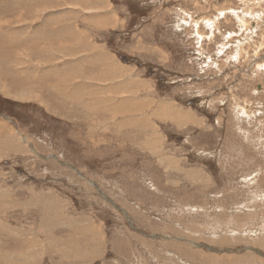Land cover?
<instances>
[{
	"label": "rangeland",
	"instance_id": "1",
	"mask_svg": "<svg viewBox=\"0 0 264 264\" xmlns=\"http://www.w3.org/2000/svg\"><path fill=\"white\" fill-rule=\"evenodd\" d=\"M0 29V264H264V0H0Z\"/></svg>",
	"mask_w": 264,
	"mask_h": 264
},
{
	"label": "bare ground",
	"instance_id": "2",
	"mask_svg": "<svg viewBox=\"0 0 264 264\" xmlns=\"http://www.w3.org/2000/svg\"><path fill=\"white\" fill-rule=\"evenodd\" d=\"M8 31H6V30H3V29H0V35H3V34H5V33H7ZM28 56H29V59L32 61V59H33V61H37V59H34V58H36V56H35V53H34V50H32V51H30V53L28 54ZM48 56L49 55H47L46 53H43V55H42V57L40 58V61L41 60H48ZM44 57H46V58H44ZM5 61V60H4ZM100 64V63H99ZM69 65V64H68ZM66 68V67H65ZM121 68V67H120ZM69 69V68H68ZM71 69V68H70ZM18 70V69H17ZM62 70V69H61ZM66 70V69H65ZM92 71H90V72H92V74H94L93 73V69H91ZM119 70V69H118ZM126 69H123V71H125ZM122 71V70H121ZM115 73V72H114ZM123 73V72H122ZM121 73V74H122ZM116 74H117V72H116ZM121 74H119V75H121ZM123 74H125V73H123ZM90 75V74H89ZM7 76L9 77V83H10V85L7 87V88H4V86H2V91H4V93L5 94H8V95H10V94H12L13 92H15V93H17L16 91H19L18 89L20 88V87H23V86H25V84L23 85V84H21L20 82L21 81H23V79H24V77H25V75H23L22 73H20V76H14L12 73H7ZM117 76H118V74H117ZM123 76H126V75H123ZM128 77V76H127ZM127 77L126 78H124L125 80H127ZM0 78L2 79L3 78V73H2V71H0ZM129 78H130V76H129ZM133 79V78H132ZM131 79V80H132ZM129 80V79H128ZM17 82V83H16ZM126 82V81H125ZM129 82V81H128ZM133 82H135V81H133ZM131 83V81L129 82V84ZM137 83V82H136ZM136 83H134L133 85H135ZM126 84V83H125ZM128 84V85H129ZM132 84V83H131ZM1 85V84H0ZM90 86L91 85H93V84H89ZM88 85V86H89ZM127 84L126 85H124V86H128ZM132 85V86H133ZM137 85V84H136ZM123 86V87H124ZM131 85H129V87L131 88L132 87ZM128 87V88H129ZM127 88V89H128ZM9 91H8V90ZM106 89V88H105ZM98 90V89H97ZM101 90V89H100ZM109 90V89H108ZM126 90V89H125ZM124 90V91H125ZM90 91V90H89ZM109 91H111V90H109ZM123 91V92H124ZM138 90H136V92H137ZM98 92V91H97ZM116 92H118V91H116ZM87 93H91V92H88V90L86 91V94ZM92 93H95V91L94 92H92ZM14 94V93H13ZM18 97L17 98H23L24 99V93H19L18 92ZM82 94V93H81ZM85 93L83 92V94H82V96H85L84 95ZM102 94H104V93H102ZM115 94V93H114ZM118 94V93H117ZM58 95H59V93H58ZM97 95H99V94H97ZM112 95V94H111ZM103 96V95H102ZM105 96V95H104ZM137 96V95H136ZM28 97H29V95H28ZM95 97H98V96H95ZM95 97H93V98H95ZM109 96H107L106 98H108ZM116 97V96H115ZM31 98V97H30ZM67 99H71V100H73L72 98H70V97H66ZM90 98H92V97H90ZM127 97H125V100L124 99H122L123 101L121 102V103H128L129 105H131L128 109L126 108V109H124V110H121V111H123L124 112V114H125V112H129V114L130 113H137V111H136V108H138V107H140V106H143V105H145V103H147L148 105H150L149 104V101H152V100H150V99H147V98H145V99H139V101H137L135 98L136 97H133L132 96V98H128V99H126ZM28 99V98H27ZM99 99H101V98H99ZM103 99V98H102ZM117 99V98H116ZM85 100H87V99H85ZM92 100V99H91ZM95 100V99H94ZM108 100V99H107ZM111 100V99H110ZM89 101V100H88ZM103 101V100H102ZM135 101V102H134ZM96 102V101H95ZM106 102V101H105ZM119 102V103H120ZM60 103V102H59ZM104 103V102H103ZM114 103H116V102H114ZM84 104V103H83ZM58 105H60V104H58ZM119 105V104H118ZM62 105H60V107H61ZM120 107V106H119ZM150 107V106H149ZM142 108V107H141ZM82 110H80V114H82L81 112H84L85 111V115L84 114H82V115H84V116H86V110H84V108H81ZM164 110V109H163ZM66 111V110H65ZM139 111H140V109H139ZM181 112V111H180ZM183 112V111H182ZM99 113H100V111H99ZM177 113H179V112H176V114ZM189 113V112H188ZM123 114V113H122ZM131 115V118H132V121H131V124H129V123H122L121 121V125H119L118 126V128H120V129H122V127H124L123 125H125V127H128V126H130V127H132V128H134V129H140V130H145L144 132H148V128L147 127H149V126H145V122L141 119V118H139L138 120H133V115L132 114H130ZM187 115L188 114H184V116H185V118H186V121H190V120H192V121H195L194 119H191V118H189V117H187ZM137 116V115H136ZM135 115H134V117H136ZM178 117H182L181 116V114L180 115H178ZM128 118V117H127ZM127 118H125L124 117V120H126ZM152 118V117H151ZM129 119V118H128ZM127 119V120H128ZM137 119V118H136ZM126 120V121H127ZM179 120V119H178ZM127 122H130V121H127ZM138 122H140V124H137ZM195 122H197V120L195 121ZM111 123V122H110ZM118 123V122H117ZM113 123H111V125H112ZM114 125V124H113ZM102 127V126H101ZM140 127H142V128H140ZM115 128H117V126L115 127ZM117 128V129H118ZM117 129H115V130H117ZM153 129H154V132L155 131H157V130H155V127H153ZM102 130V129H101ZM120 131V130H119ZM130 131H133V130H130ZM135 131H133L132 133H134ZM131 134V133H130ZM171 162V161H170ZM198 175V174H197ZM124 211V210H123ZM10 214V213H9ZM258 231V230H257ZM19 234V233H18ZM8 255H9V253H8ZM64 256H65V253L63 254ZM16 258H14V259H12V260H15ZM4 260V259H3Z\"/></svg>",
	"mask_w": 264,
	"mask_h": 264
}]
</instances>
